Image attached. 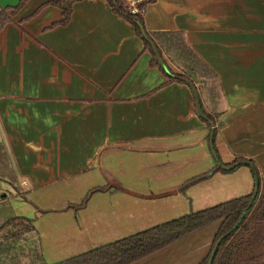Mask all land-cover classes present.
Masks as SVG:
<instances>
[{
	"label": "crops",
	"instance_id": "0c3cea01",
	"mask_svg": "<svg viewBox=\"0 0 264 264\" xmlns=\"http://www.w3.org/2000/svg\"><path fill=\"white\" fill-rule=\"evenodd\" d=\"M126 1L147 3V33L183 34L218 75L220 161H250L264 180V0ZM48 2L27 1L0 30V144L17 178L1 203L32 221L23 243L59 264L254 193L245 166L181 192L218 166L191 87L168 83L106 0L76 1L66 23ZM219 227L133 264H201Z\"/></svg>",
	"mask_w": 264,
	"mask_h": 264
},
{
	"label": "trees",
	"instance_id": "16d2710c",
	"mask_svg": "<svg viewBox=\"0 0 264 264\" xmlns=\"http://www.w3.org/2000/svg\"><path fill=\"white\" fill-rule=\"evenodd\" d=\"M27 1L29 0H20L17 6L0 10V30L11 21V17ZM76 1L79 0H49L48 3L62 9L64 15L63 22L66 23L71 18L72 6ZM106 1L111 5L116 14L127 19L135 26L139 37L144 41L146 48L152 53V65L160 68L167 76L168 83L179 82L191 87L195 96L196 106V95L200 97L202 111L205 116L203 122H205L211 132L209 140H211L213 133L216 139L218 128L223 125L220 122V118L225 110L218 75L188 45L183 34H149L146 32L143 22L146 2L132 3L126 0ZM134 9H136V12H134ZM144 32L155 45L158 54L151 46V43L145 38ZM215 151L219 158L216 145ZM217 164L218 166L214 170L187 181L180 191L184 192L190 186L209 179L217 171H225L226 168L235 166V164L226 166L221 161L217 162ZM254 167L258 172L255 165ZM0 181H4L16 189V174L2 144H0ZM253 196L254 194H251L197 213H191L59 264H133L209 225L220 223L211 251L201 263L208 264L216 242L222 236L229 233L243 216L244 219L238 230L221 244L214 264H264V180H261L260 194L254 203ZM89 198L90 196L83 201L81 207H84L88 203ZM1 202L2 199L0 197V234L5 229H9L11 233L4 239L3 243H0V264L2 263V257H8L14 250L13 246L9 245L8 242L16 243L23 241L34 231L31 220L13 217L10 208ZM251 204H253L252 207ZM38 255L39 263L37 264H46L39 247Z\"/></svg>",
	"mask_w": 264,
	"mask_h": 264
},
{
	"label": "rangeland",
	"instance_id": "374dc122",
	"mask_svg": "<svg viewBox=\"0 0 264 264\" xmlns=\"http://www.w3.org/2000/svg\"><path fill=\"white\" fill-rule=\"evenodd\" d=\"M9 190L10 187L0 181V197L2 195H7V191ZM10 233L11 231L9 229H5L0 234V243H3L4 239H6L10 235ZM8 244L13 246L14 250L10 255H8V257H2L1 264H34V262H36V264L39 263L38 246L34 238L30 239V241H26V243H23V241H18L16 243L8 242Z\"/></svg>",
	"mask_w": 264,
	"mask_h": 264
},
{
	"label": "water",
	"instance_id": "95a60500",
	"mask_svg": "<svg viewBox=\"0 0 264 264\" xmlns=\"http://www.w3.org/2000/svg\"><path fill=\"white\" fill-rule=\"evenodd\" d=\"M144 36L145 38L151 43V46L153 47V49L155 50V52L158 54V51L155 47V45L153 44V42L150 41L149 37L147 36V34H145L144 32ZM196 100H197V104H198V113L199 115L204 119L205 116L203 114V111H202V106H201V101H200V97L198 95H196ZM214 139H215V134L213 133L212 134V137H211V142H210V146H211V151L216 159V161L219 163V158L217 157V154H216V151H215V144H214ZM241 166H245V167H249L251 168V170L253 171V174L255 176V181H256V188H255V191H254V198H253V203L254 201L258 198L259 194H260V188H261V179H260V176L258 174V172L256 171L254 165L252 164V162L250 161H241L237 164H235V166L229 168L230 170H234L235 168L237 167H241ZM253 204H251V207H252ZM244 219V216L240 219V221L238 222V224L229 232L227 233L226 235L222 236L215 244L212 252H211V255H210V258H209V261H208V264H214V260L216 258V255L219 251V248L221 246V244L228 238L230 237L234 232H236L238 230V228L240 227L242 221Z\"/></svg>",
	"mask_w": 264,
	"mask_h": 264
},
{
	"label": "built area",
	"instance_id": "2783aa9c",
	"mask_svg": "<svg viewBox=\"0 0 264 264\" xmlns=\"http://www.w3.org/2000/svg\"><path fill=\"white\" fill-rule=\"evenodd\" d=\"M132 3H135V2H132ZM134 12H136V9H134Z\"/></svg>",
	"mask_w": 264,
	"mask_h": 264
}]
</instances>
